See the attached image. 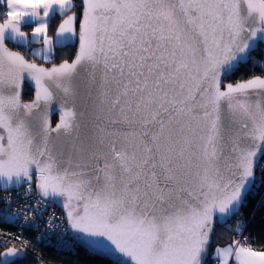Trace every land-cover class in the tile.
Masks as SVG:
<instances>
[{"label": "snow or ice", "instance_id": "snow-or-ice-1", "mask_svg": "<svg viewBox=\"0 0 264 264\" xmlns=\"http://www.w3.org/2000/svg\"><path fill=\"white\" fill-rule=\"evenodd\" d=\"M262 44L264 0H0V191L62 201L115 264H264L228 224L264 176V74L226 82L264 68ZM2 199L0 221L25 211ZM217 226L243 239L212 250ZM4 237L20 244L0 264H18L30 242Z\"/></svg>", "mask_w": 264, "mask_h": 264}, {"label": "trees", "instance_id": "trees-1", "mask_svg": "<svg viewBox=\"0 0 264 264\" xmlns=\"http://www.w3.org/2000/svg\"><path fill=\"white\" fill-rule=\"evenodd\" d=\"M59 21L60 17H56L52 20L53 29L58 25ZM24 29L29 33L30 27H25ZM49 35L53 36L54 31L50 30ZM9 45L12 48L18 49L15 45L10 43ZM34 45L35 44L31 45L32 48ZM75 49L76 46L73 45L62 50H58L55 62L66 58H72ZM19 50L27 54V50L25 48L20 47ZM252 56L256 60L264 61V44L260 45L255 51H253ZM28 58L31 59L32 57L29 55ZM36 61L42 62L39 59ZM261 74H264V68L254 65L251 61H249L247 64L241 65L237 71L227 77V81L235 82L241 78L246 79L253 75ZM32 97L33 89L28 83H25L22 98L23 100H30ZM56 120L57 115H54L52 118L53 123H55ZM256 174L258 177V186H256L252 193L248 196L247 205L241 208L240 213H238L235 217L228 220V224L234 228L238 219L243 220L246 224L243 235L250 238L249 243L253 248L256 250H264V176H262L259 170H257ZM237 237L239 236L236 233L226 231L223 226H217L216 237L212 243V250H214L217 245L231 243L232 238ZM3 250L4 249H1L0 253ZM41 253L46 259L61 264H115L114 260L101 256L96 252H92L78 242L77 249L75 251L42 247ZM18 264H38V258L32 253L23 252V254L18 258ZM208 264H216V262L212 259L211 250L208 256Z\"/></svg>", "mask_w": 264, "mask_h": 264}, {"label": "built area", "instance_id": "built-area-1", "mask_svg": "<svg viewBox=\"0 0 264 264\" xmlns=\"http://www.w3.org/2000/svg\"><path fill=\"white\" fill-rule=\"evenodd\" d=\"M258 184L257 182L256 186ZM25 188L26 185H23L18 188L0 191V208L7 205V201L2 198L10 197L12 212H16L17 209H25L15 220L0 221V232L10 233L12 236H18L29 241V247L24 249L23 252L34 254L38 258V264H61L46 259L41 253L42 247L75 251L77 241L70 233L63 212L49 200L39 210H36V200L39 199V196L35 193V190L31 194L25 195ZM29 209H31L30 214L35 218L26 221L24 216L29 214ZM49 222H51V226H49ZM4 239L9 240V243L0 244V250L7 249L12 243H16L17 246L20 244V241H12L9 237H4ZM236 239H243V237L239 236Z\"/></svg>", "mask_w": 264, "mask_h": 264}, {"label": "water", "instance_id": "water-1", "mask_svg": "<svg viewBox=\"0 0 264 264\" xmlns=\"http://www.w3.org/2000/svg\"><path fill=\"white\" fill-rule=\"evenodd\" d=\"M54 35H55V33H54ZM54 35H53V37H54ZM6 43L8 44V47L9 48H11L12 50H18V51H20L19 49H15V48H12L10 45H9V43L10 44H12V45H16L15 43H13V42H11V41H6ZM76 46V45H75ZM22 52V51H21ZM38 64L39 63H42V62H38V61H36ZM59 61H57V63H58ZM45 66L46 67H50L51 65L50 64H45ZM248 78H250V77H248ZM248 78H246V79H248ZM226 82H231V81H226ZM25 83H28L27 81L25 82ZM29 84V83H28ZM30 85V84H29ZM32 88V87H31ZM33 89V88H32ZM22 95H23V92H22ZM33 95H34V89H33ZM33 98V97H32ZM23 99V98H22ZM25 101H28V100H25ZM54 115H57V120H56V122L55 123H53V121H52V124H53V126H55V124L58 122V119H59V114L58 113H53L52 114V116H51V120H52V118H53V116ZM20 187V186H19ZM13 188H18V187H12V188H10V189H13ZM49 201H51L50 199H49ZM52 202V201H51ZM53 203V202H52ZM62 212H63V215H64V218L66 219V221H67V217H66V211H65V209L62 207V201L61 202H59V203H54ZM230 220V219H229ZM67 223H68V221H67ZM68 228H69V230H70V233H71V235H72V237L74 238L75 237V233H74V230H72L71 229V227H70V225L68 224ZM76 240V239H75ZM79 244H81V245H83L84 247H86V248H88L90 251H92V252H96V253H98L99 255H101V256H104V257H107V258H109V259H111V260H114L112 257H110V256H107V255H103V254H101L99 251H95V250H93V248H91L89 245H87L86 243H84V242H82V241H79V240H76ZM6 249H4L3 251H1V253L2 252H4ZM23 254V252L21 253V255ZM115 261V260H114Z\"/></svg>", "mask_w": 264, "mask_h": 264}, {"label": "crops", "instance_id": "crops-1", "mask_svg": "<svg viewBox=\"0 0 264 264\" xmlns=\"http://www.w3.org/2000/svg\"><path fill=\"white\" fill-rule=\"evenodd\" d=\"M24 31H25V29H23ZM31 33V28H30V30H29V34ZM51 36V35H50ZM31 38V37H30ZM33 44H35L34 46H33V48H36V49H38L39 47H40V44L39 43H36V42H34ZM226 244H228V243H226ZM226 244H223V245H219V246H224V245H226ZM216 248V247H215ZM214 248V249H215Z\"/></svg>", "mask_w": 264, "mask_h": 264}, {"label": "flooded vegetation", "instance_id": "flooded-vegetation-1", "mask_svg": "<svg viewBox=\"0 0 264 264\" xmlns=\"http://www.w3.org/2000/svg\"><path fill=\"white\" fill-rule=\"evenodd\" d=\"M15 46H16V45H15ZM19 48H20V47H19ZM19 48H18V49H19Z\"/></svg>", "mask_w": 264, "mask_h": 264}, {"label": "rangeland", "instance_id": "rangeland-1", "mask_svg": "<svg viewBox=\"0 0 264 264\" xmlns=\"http://www.w3.org/2000/svg\"><path fill=\"white\" fill-rule=\"evenodd\" d=\"M217 246H219V245H217ZM217 246H216V247H217Z\"/></svg>", "mask_w": 264, "mask_h": 264}]
</instances>
